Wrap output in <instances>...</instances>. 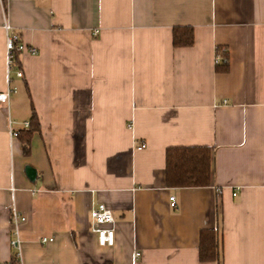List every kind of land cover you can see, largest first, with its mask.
Masks as SVG:
<instances>
[{
    "label": "crops",
    "instance_id": "1",
    "mask_svg": "<svg viewBox=\"0 0 264 264\" xmlns=\"http://www.w3.org/2000/svg\"><path fill=\"white\" fill-rule=\"evenodd\" d=\"M5 24L38 51L18 55L22 78L7 73ZM185 27L192 44L175 46ZM8 86L0 262L16 252L17 212L21 264H264V0H0V92ZM32 113L25 156L11 129ZM175 146L211 149L208 186L166 185ZM99 203L114 219L111 246L90 230ZM209 228L221 232L220 263L198 257Z\"/></svg>",
    "mask_w": 264,
    "mask_h": 264
},
{
    "label": "trees",
    "instance_id": "2",
    "mask_svg": "<svg viewBox=\"0 0 264 264\" xmlns=\"http://www.w3.org/2000/svg\"><path fill=\"white\" fill-rule=\"evenodd\" d=\"M193 42L190 27L175 28L173 44L175 46H189ZM17 53L14 54V65L21 69ZM226 61L216 64L217 71L227 70ZM29 125L19 130L16 138L20 141L23 155L30 153L33 133L39 131V122L35 113H32ZM211 179V149L208 146H175L169 147L165 153V183L168 187H205ZM198 257L202 262L212 261L220 263L222 260L221 232L218 228L203 229L199 235ZM14 262V261H13Z\"/></svg>",
    "mask_w": 264,
    "mask_h": 264
},
{
    "label": "built area",
    "instance_id": "3",
    "mask_svg": "<svg viewBox=\"0 0 264 264\" xmlns=\"http://www.w3.org/2000/svg\"><path fill=\"white\" fill-rule=\"evenodd\" d=\"M6 32L5 38V50H6V67L7 73L10 74L12 70H15V75L18 78L23 77V72L20 69H16L14 65V54H20L22 52H27L31 55L38 53L37 49L34 46L25 44L20 38L19 34L15 32L8 24L4 25ZM226 50L224 48H216L215 50V64H219L226 61L224 53ZM10 82V77H9ZM15 87L8 86L6 90L0 92V103H7L11 93L15 92ZM29 123L24 122L23 126L28 127ZM17 132L11 129V136L15 137ZM145 148V144L141 143L137 146V149ZM236 193H233L235 195ZM171 207H176L175 198L171 196L169 198ZM91 219L90 230L97 237V242L100 246H111L114 242V219L111 213V210L103 203H99L96 206H93L89 212ZM25 220V217L17 212H12L11 215V224L13 227V235L10 241V244L15 248L16 252L14 257L9 262H0V264H21L20 255H19V240L17 237L18 227L21 222ZM50 240V239H49ZM46 238H43L42 241H49ZM136 257L140 256V253H135ZM14 261V262H13Z\"/></svg>",
    "mask_w": 264,
    "mask_h": 264
},
{
    "label": "water",
    "instance_id": "4",
    "mask_svg": "<svg viewBox=\"0 0 264 264\" xmlns=\"http://www.w3.org/2000/svg\"><path fill=\"white\" fill-rule=\"evenodd\" d=\"M25 173L30 180H33L36 176V171L30 166H26Z\"/></svg>",
    "mask_w": 264,
    "mask_h": 264
}]
</instances>
